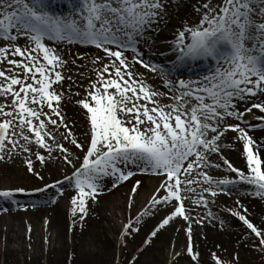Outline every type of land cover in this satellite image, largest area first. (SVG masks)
<instances>
[{
  "label": "rangeland",
  "instance_id": "rangeland-1",
  "mask_svg": "<svg viewBox=\"0 0 264 264\" xmlns=\"http://www.w3.org/2000/svg\"><path fill=\"white\" fill-rule=\"evenodd\" d=\"M17 1L16 4L13 0L0 2V25L10 22L19 28L20 16L17 12L30 13L29 10H35L34 0ZM99 1L106 5L105 9L117 5L126 14L134 9L140 20L147 21L138 28L135 25L137 20L129 16L133 26L114 33L124 41L133 36L138 40L141 35L138 44L144 55L136 51L134 57L141 63L135 61L137 69L132 74L133 80L128 81L130 84L134 82L135 95H120L109 103L93 98L100 92L101 81H109L102 80L105 75L102 67L111 63L119 68L117 58L125 62L124 56H108L101 64L103 66H99V59H94L91 62L92 73L99 82L97 84L90 79V92L83 93L82 86L78 84L86 85V81L83 84L71 83L66 66L62 67L65 77L58 64L52 62L47 65L43 56L27 62L32 46L48 48L43 44V39L32 40L31 43V37L24 34V38L18 41L14 38L13 42L0 46V135L3 136L0 138V217L9 219L10 214H18L16 228L19 226L22 230L25 242L15 241L16 244H13L18 250L15 261L19 264H52L54 260V264H81L73 260L74 249L81 252L79 246L85 248L94 255L90 258L93 260L100 257L103 246L113 251L105 264H143L157 254L163 264H264V218L247 225L250 218L247 219L243 212L233 210L237 207L232 209L234 203L236 206L242 204L247 195L255 200L261 197L264 183L250 181L244 193L240 187L238 192L231 190L232 173L234 176L239 172L231 169H236L237 164L225 157L224 150L219 151L215 144L217 139L212 143L218 134H235L231 125L235 117L246 123L251 134H264V104L258 101L251 104L252 98L259 92L254 94L257 89L262 90L264 96V61L260 59L264 55V0L259 4L261 7L251 3L253 8L249 16L256 22L257 32L248 33L251 44L253 39L257 41L260 38L263 54L244 64L239 52V58L236 56L220 64V72L230 73L234 66L238 67L236 81L208 75L189 81L178 78L172 82L157 61L161 74L159 83L165 88L164 94L168 98L166 103L158 100L154 91L150 90L151 83L157 81L154 75L158 72L153 74L147 61L152 57L148 58L143 47L148 55L153 56H162L165 45L181 48L183 44L193 48L195 44L205 41L207 36L214 35L212 32L218 31L220 23L227 20L228 15L225 14L231 12L228 10L230 5L238 8L241 1ZM246 17H242L245 22ZM166 31L171 37L164 33ZM14 32L18 34L19 30ZM181 35L185 37H177ZM96 46L90 49L73 48L71 52L75 55L71 58L75 57L84 64L83 49L86 52H93V49L99 53ZM236 59L238 64L232 65ZM107 72L110 73L109 79L115 78V72ZM189 95L196 106L186 110L185 100L191 99ZM201 95H204L202 101L206 98L202 103L200 98L197 99ZM209 97H216L219 106L214 107ZM88 101L97 113L82 107ZM67 107L82 108L87 114L85 139L78 138L76 124L67 117ZM176 121L181 125L177 126ZM195 133L197 142L190 144L191 134ZM138 143L148 145L143 150L144 156L127 151L123 153L122 160L117 157L120 153L118 150ZM181 144L183 147L179 148ZM113 149L112 154H107ZM158 156L160 159H157ZM112 159L119 166L117 171L122 169L125 160L141 163L150 160L160 170L155 168L150 172L136 170L138 167H135L128 187L123 182H112L110 188L92 193L84 186L75 184L76 178L88 174L107 180L111 176L107 168ZM249 159L246 160L250 162ZM95 160L100 161V166L91 165ZM162 165L165 166L161 168ZM104 169L108 175L97 172ZM136 176L138 180L134 179ZM64 178L70 181L68 186L71 187L63 194L55 193V187L51 186ZM145 179H154L150 195L139 194ZM241 180L239 178L235 183ZM47 191L52 195L43 193ZM112 191H117L114 197L117 202L121 198L119 201L128 204L129 212L135 209L133 212L138 213L135 216L125 215L124 218L118 216L115 219L117 228L114 226L102 235V241L87 236L78 246L73 245L74 231L88 233L94 229L91 222L101 220V211L106 206L105 197ZM22 194H27L25 197L28 198L20 199ZM8 195L16 203H12ZM4 199L9 206L2 204ZM164 203L169 205L166 214L161 212ZM56 205L62 206L64 214L61 225L67 232V238L61 243L55 241V232L50 230V210ZM156 206L157 211L145 212ZM223 216L225 218H221ZM227 219L236 220L234 228L238 235L234 243L224 247L214 245L213 248H203L194 243L193 235L205 227L215 226L218 236L227 238L232 234ZM174 223L177 225L171 226ZM168 229L171 238L164 239L160 233ZM179 231L184 234L183 239L179 237ZM33 236L36 239L39 237L43 244H37L38 241L34 244ZM7 243L1 237L0 264L14 262L5 255ZM57 244L61 247L62 256L54 253Z\"/></svg>",
  "mask_w": 264,
  "mask_h": 264
},
{
  "label": "bare ground",
  "instance_id": "bare-ground-1",
  "mask_svg": "<svg viewBox=\"0 0 264 264\" xmlns=\"http://www.w3.org/2000/svg\"><path fill=\"white\" fill-rule=\"evenodd\" d=\"M257 1V3H260L261 0H255ZM229 10L231 11L229 13V20L232 21V23L234 24L233 27L231 28L229 25L222 26V29L225 30V34H217V39H221V38H226L229 35L232 34V36L234 37L236 35V30L239 29L240 25L239 23L241 22V19L235 20V18H233V11H234V6L229 7ZM75 12V10H74ZM236 24V25H235ZM245 24V23H244ZM245 28L247 30H249L251 33H255L256 30L249 28L246 24H245ZM168 29V28H166ZM166 33L167 36H170L169 32L166 31L164 32ZM70 33L67 31V33L64 34L63 38H66ZM171 37V36H170ZM63 40V39H61ZM60 41V40H58ZM58 41H52V40H44V43L47 45L48 48L45 49H41V48H37L32 46L31 50L28 51V58H27V62H33L34 60L38 59V56L40 57H45L47 61H51L54 62L56 64L59 65L60 68L66 66V68L68 69L67 71V77L70 79L71 83H85L86 81V85H79L82 86L81 92H89V88L88 87V82L89 80H94L96 83L99 82V80L94 77L93 73H92V68L93 66L91 65V62L94 59H99V66H102L101 64H103L106 60V56H104L103 52H101V48L99 49V53H95L96 51H94L93 49H91L93 52H86L85 49H83L85 51V56H84V64H82L81 61H79L78 59H76L75 57H72L73 54L71 51L65 50V48L67 47V45H65L62 42H58ZM236 43H243L245 45L250 44V37H248V33H246L241 39H238L235 41ZM0 44H5V42L0 38ZM53 44V45H52ZM67 49V48H66ZM103 50L108 51L111 49L109 48H104ZM143 51H145L147 53L146 48L143 47ZM93 53V54H90ZM124 56H127V58L130 59V62L132 64L133 70L135 71L137 69V65L133 62L135 61L134 55L132 52L130 51H125L123 52ZM92 55V56H91ZM144 55V54H143ZM148 58L151 56L150 54L148 55ZM26 59V57H25ZM158 58H154L152 55V59H148V63L150 66V69L153 70V74H155L156 72H158L155 76V78L157 79V81L151 83V88L154 91V94H156V97L158 98V100H162L163 103H166L168 98L167 96L164 94V90L165 88L163 86H161V84L159 83V79L161 78V74L159 69L157 68V60ZM129 62V63H130ZM152 62V63H151ZM156 62V63H155ZM152 64V65H150ZM188 65V61L187 59H184L182 62V66H186ZM157 68V69H156ZM65 76V75H64ZM66 77V76H65ZM121 79V76L119 75V77L117 78V80H115V83H111L109 84L107 90H102V94H103V98L105 100H107V96L109 93V90L112 86H116L115 91L117 92H126L127 89H125L123 86H118L119 83L118 81ZM120 95V93H117ZM165 96V97H164ZM257 96H260L258 101L259 102H264V96L261 94V92L258 93ZM256 96V97H257ZM130 97V95L128 96ZM253 101H255V97L253 99ZM194 105V102L191 99H186L185 100V109L188 110L190 107H192ZM182 109H184V106L181 107ZM68 109V118H71L73 120V122L76 124V134L78 136V138L80 140H83L86 138V133H87V125H88V117L87 114H85L84 110L82 108H74V107H67ZM233 128L236 130L235 134H229V133H222V134H218L216 136V138L211 137L212 143L214 144V139L217 141L215 142V144L219 147V151H223L224 150V155L226 158L233 160L236 162L237 166L236 169H231V170H237L239 171L238 174H235L233 176L234 173H232L231 178L232 179V183H231V190H237L236 192L239 191V187L242 189L243 193L246 191L247 186L249 185V182H253V183H264V134H251L249 133V131L247 130L248 127H246L245 125L241 124L238 119L235 117V119H233L232 124ZM215 137V136H214ZM215 146V145H214ZM137 155L143 156L140 153H136ZM224 157V158H225ZM250 158L248 162L246 159ZM133 162L134 161H130V160H126L123 162L122 166L124 168V170H128L129 172H131V177L134 175L133 171L131 170L133 167ZM232 172V171H231ZM131 177H129L128 179L123 178V184H125L127 187L130 183ZM242 178L241 181H236L235 180ZM118 179V178H117ZM137 179V176L134 178ZM142 179V178H141ZM68 181L65 180L62 182V185L60 186V188L63 187V185H68ZM127 183V184H126ZM153 183H154V179H145L143 184H142V189H140L139 194H143V195H150L152 192V187H153ZM109 182L107 181L105 183V188H109L108 187ZM151 187V188H150ZM264 187V186H263ZM237 188V189H236ZM125 192V190H123ZM117 193V191H112L110 194H108L105 197V202H106V206H103L104 211H101V220L100 221H92L91 224L94 226V229L91 230L88 233H78L76 231L73 232V245L78 246V244H81L80 242L82 240L85 239V237L90 236L93 237L95 239V241H102L101 236L105 235L107 233V231L109 229H113L114 226H116V222L115 219L119 216V217H123L128 214H130L131 216H135L138 212H133L135 211V209H132L129 212V208H128V204H126V202L124 201H119L121 200L115 199L114 197L115 194ZM178 193V192H177ZM261 196V195H260ZM264 194L262 193L261 197H258L256 200L252 199L251 197H249L247 195V198L244 199V201L242 202V204L239 205H235V203L232 205V209L235 210L238 213L243 212L249 219L250 221L247 222V225L252 222H258L260 220H262V218H264V215L262 216V213H264ZM235 202V201H234ZM106 208V209H105ZM240 209V211L238 210ZM109 210L111 211V214H109ZM157 211V206L154 207L153 209H149L147 211H145L146 213L150 212V211ZM169 210V205L164 203L163 204V208H161V212L166 214L167 211ZM48 210H45L44 212H47ZM52 212V217H51V222H50V230L55 232V241H57V243H61L63 242V239L67 238V232L65 231V229H63L62 225H61V220L63 218V214L64 211L62 210V206L61 205H56L54 208H52L50 210ZM145 213V214H146ZM18 214L16 215H11L10 214V218L6 219V217L2 216L0 217V240L2 237V241L4 239V242L7 243V250L5 252V255L8 256V260L9 261H14L12 264H19L16 260V256L18 255V250H16V246H13V244H16V242H20V241H24L25 240V235L23 236V232L20 229V227L18 226V228H16V226L18 225L15 221L19 220ZM216 217V216H215ZM219 217V216H218ZM221 218H225L224 216ZM91 221V220H90ZM228 223V228L229 230H231V235H228L227 238L222 239L223 237L218 236V232L216 233L214 230L215 226L213 227H205V229H203L201 232L197 231L194 235H193V241L195 244H199L201 247L203 248H213L214 245H222L227 246L230 245L232 243H234L236 240L235 238L238 235L237 230H235L234 226H236V220L232 219H227ZM94 223V224H93ZM177 223V221H176ZM176 223L172 224L173 225H177ZM5 224V225H3ZM109 226H106L108 225ZM170 226V227H171ZM117 228V226H116ZM113 231V230H112ZM16 234V236L14 235ZM161 235H163L164 239L165 238H171L169 229L160 233ZM179 234H181L179 237L181 239H183L184 234L179 231ZM78 238V239H75ZM34 238V236H33ZM38 241V242H37ZM25 242V241H24ZM34 244L37 242V244H43L42 240L41 242L39 241V237L36 239L34 238ZM58 245V244H57ZM55 245V247L57 246ZM63 247L64 244H61ZM67 246V244H65ZM100 246V245H98ZM109 247H111L110 245H108ZM81 252H78L77 249L73 250V260H75V262L77 263H81V264H105V262L108 261L109 257L112 255V250L108 247H101V255L100 257H96L93 260H91V257H94V255L89 254L87 252V250L85 248H81L79 246ZM55 249V248H54ZM63 250V249H62ZM68 250V249H67ZM61 251V247L58 245L56 247V250L54 251V253L56 255H63V253L60 254ZM41 253V251H40ZM39 253V255H40ZM68 253V251H66V254ZM65 254V255H66ZM57 256V258H58ZM42 260V257H41ZM54 260V258H53ZM55 260L52 262V264H54ZM163 264V260L161 261L160 258L157 256H152L149 259L145 260L143 264ZM75 264V263H74Z\"/></svg>",
  "mask_w": 264,
  "mask_h": 264
}]
</instances>
